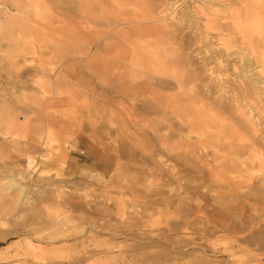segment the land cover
<instances>
[{
    "label": "rangeland",
    "instance_id": "rangeland-1",
    "mask_svg": "<svg viewBox=\"0 0 264 264\" xmlns=\"http://www.w3.org/2000/svg\"><path fill=\"white\" fill-rule=\"evenodd\" d=\"M16 1L0 0V18H14L9 29L4 32L0 29V181L4 175L18 176V172L27 176L24 170L28 157L34 158L38 167L36 173L27 176L28 182L22 181L31 192L28 204L15 207L14 190H8L9 194L0 198V253L5 250L3 247H7L10 255L21 252L25 242L50 248L54 244L49 242L61 236L64 240L56 245H65L64 252L60 250L56 257H46V264H195L194 249L185 248L194 242L195 235L177 228L181 215L177 202L185 192H190L193 203L203 197L210 203L212 192L224 190L216 186L207 190L196 188V184L186 180L176 182L163 174L165 145L152 134L165 135V122L160 116L131 112V82L89 81L82 77L80 68L70 66L62 51L52 47L43 50L39 57L34 54L35 60L19 57L17 39L21 44V40L30 38L29 28L34 31L39 25L45 28L49 20H36L30 14L25 23L20 16L10 14L17 10ZM170 1L172 9L182 16L180 39L185 47L184 58L202 71L201 90H211L208 95L212 98H233L245 109L252 107L253 111L247 112H254L251 115L256 118L251 116L257 130L256 149L264 153V75L255 66L243 67L234 56H229L222 68L227 77H218L214 67L216 53L208 42L211 36L205 38L200 31L202 19L195 11L198 3L185 0L190 9L183 3L177 7V0ZM44 32L42 37H48V31ZM36 81L50 98L39 108L32 106L31 98L38 89ZM131 119L139 124L131 126ZM183 134L194 136L189 131ZM150 137L154 140L150 141ZM81 138L85 143L100 145L112 155L106 179L69 173L75 156L71 151ZM187 142L197 144L196 140ZM59 149L65 153L62 168L57 164ZM261 162L255 163L253 180L259 174L264 175ZM98 167L102 168L101 162ZM178 168L183 174H191L179 165ZM235 174L232 176L236 179L246 175ZM181 183L185 184L183 188ZM56 190H62L58 202L53 193ZM45 211L61 215L65 227L49 229L47 226L53 222L45 217ZM190 215L195 217V211ZM83 257L88 260L79 263L77 259ZM207 258L215 259L210 253ZM245 260L248 259L239 258L238 263L244 264ZM20 261L0 259V264H23Z\"/></svg>",
    "mask_w": 264,
    "mask_h": 264
},
{
    "label": "bare ground",
    "instance_id": "bare-ground-1",
    "mask_svg": "<svg viewBox=\"0 0 264 264\" xmlns=\"http://www.w3.org/2000/svg\"><path fill=\"white\" fill-rule=\"evenodd\" d=\"M167 1L18 0L17 10L10 14L20 16L25 23L30 14L36 20H49L45 28V25H39L34 31L28 27L30 38L21 40V44L19 39L18 43L14 39L19 48L18 55L35 60L33 57H39L46 48L59 49L70 66L80 68L82 77L89 81L131 82V112L160 116L165 122V135L152 134L165 145L167 156L163 174L176 182L186 180L196 184V188L207 190L216 186L224 190L212 192L210 203L205 202L204 197L193 203L190 192H185L177 202L181 214L177 228L195 235L194 242L185 246L194 249L195 264H240L239 258H247L246 264H264V175L259 174L255 180L251 175L256 170L255 163L264 159V153L260 154L256 149L259 144L255 141L257 130L252 122L253 108L247 112L249 109L236 99L212 98L208 95L211 90H201L202 71L193 68L184 58L185 47L180 39L182 16L179 17L169 5L173 1ZM194 1L198 3L195 11L202 19L199 25L202 36H211L208 44L216 53V75L227 77L222 68L229 56H234L243 67L255 66L264 75V0ZM175 3H179L177 7L181 3L188 7L185 0ZM13 22L14 18H0V29L4 32ZM45 29L48 37H42L46 34ZM238 81L241 90L245 91L242 82ZM37 82L38 89L31 98L32 106L35 104L39 108L50 98ZM132 119L131 126H137L139 121ZM184 131L194 136L183 134ZM47 133L51 135L52 131ZM172 139L177 142L172 143ZM153 140L150 137V141ZM187 140H196V146ZM59 150L57 164L62 168L65 153ZM167 161L171 164H166ZM25 162L27 176L37 172L38 164L34 158L28 157ZM178 165L191 174L181 173ZM237 172L246 175L236 179L232 175ZM17 175H4L0 181V198L4 199L8 190L16 191V199L12 202L15 207L28 204L31 194L26 183L29 178L20 172ZM24 179L27 180L25 183L22 182ZM181 184L183 188L185 184ZM56 191L53 193L58 202L62 190ZM48 197L53 200L52 196ZM192 210L195 217L190 215ZM45 214L53 222L52 226H47L49 229L65 227L61 224V215L47 211ZM218 238L223 240L219 242ZM63 240L61 236L53 239L49 243L54 246L50 248L25 242L24 249L13 255L3 247L5 250L0 253V259L46 264V257L55 256L60 250L64 252L65 245H56ZM209 253L214 260L207 258ZM221 255L225 258L217 259ZM86 260L88 257L77 259L79 263Z\"/></svg>",
    "mask_w": 264,
    "mask_h": 264
},
{
    "label": "crops",
    "instance_id": "crops-1",
    "mask_svg": "<svg viewBox=\"0 0 264 264\" xmlns=\"http://www.w3.org/2000/svg\"><path fill=\"white\" fill-rule=\"evenodd\" d=\"M73 161L69 166V173L73 176H95L96 178H104L108 176V166L110 164L111 154L106 149H101L100 145L90 143L81 138L75 145ZM118 153H120L118 151ZM79 154V155H78ZM102 163V168L98 167Z\"/></svg>",
    "mask_w": 264,
    "mask_h": 264
}]
</instances>
